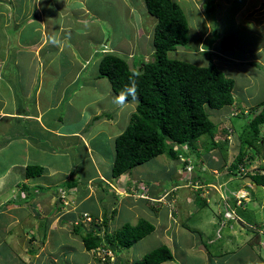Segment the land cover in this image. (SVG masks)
<instances>
[{
  "label": "crops",
  "instance_id": "obj_1",
  "mask_svg": "<svg viewBox=\"0 0 264 264\" xmlns=\"http://www.w3.org/2000/svg\"><path fill=\"white\" fill-rule=\"evenodd\" d=\"M61 1L62 4L57 7V13L60 17L61 15H65L66 11L69 12L67 0ZM195 2L197 9L200 10L198 6L199 1L195 0ZM234 3H237V5L234 6ZM212 4L217 11L233 8L234 20L237 12L245 9L246 4L249 5L248 9L250 10L259 8V10L264 11V0H213ZM48 5V2L45 0H0V263L3 264L1 260L7 261L9 258V260H12L15 255L13 252L11 255L9 251L17 247H20L27 255L23 260L28 262L32 256V258H37L44 251L43 248L47 239L46 233L61 232L65 243L60 245L59 255L63 262H58V257L54 255L52 259L53 264H95L99 262V264H104L101 261H96V259L92 260L90 257L85 259V261L84 258L77 259L75 257L76 240L74 234L71 233V229H73V226H79L83 232L92 231L94 234H99L102 237L105 232L112 233L125 223V221H120L119 225H113L114 219L118 217L116 204L115 206H111L110 203L112 201L108 200L101 205L100 201L102 202L106 193L102 191V188L101 190L99 189V185L101 184L103 186V190L107 187L111 193L115 192V195L122 197L123 201L129 198L127 192L130 189L131 182L123 180L122 178L110 177V172H104L103 170L107 161L110 162L109 166L112 164L114 156L113 139L129 122L130 114L135 109V101L129 99L123 107L116 103L115 98L117 95L112 91L108 80L105 77H99L97 75L96 65L89 67L87 64L90 58L93 59L95 57L93 55L94 51L92 49L90 50L91 46L86 47L87 51H84L81 45L76 46L71 41L70 44L72 46L70 45L68 50H61L56 46H51L52 48L50 49L54 50L55 53L49 54L48 52H44L46 46L51 45V40L58 41L59 46H61L63 39L66 38L62 34L64 32L67 33L69 28L74 25L73 21L69 20L68 14L64 16L62 23H59L55 30V20L52 18V15L56 12L49 10ZM51 7H53V4ZM71 10L74 11L73 15L76 13L74 15L75 19H84L82 23L87 19L85 17L86 15H94L89 7L85 5L84 1ZM249 11L244 13L251 14ZM200 12L203 14L201 10ZM205 20L207 21L206 18ZM207 22L206 24L210 27L209 22ZM7 28L14 30L13 36L8 33ZM53 32L54 36H52ZM207 32L208 29L206 30ZM258 35L260 34L258 33ZM255 37L253 45L257 42ZM104 39L105 36L102 39L104 45L101 50L104 52L116 51L115 46L112 45L115 44L113 42H111L108 51L105 47L108 46L109 41H104ZM123 39L126 40L124 43H130L133 39L132 34ZM189 41H191V38H189ZM64 44H66V41ZM202 46L201 44V48L198 51L205 54L206 48ZM208 46V51L217 55L219 53L226 59L222 63L223 65L220 64L225 69L230 68L228 65L230 62H227V60L231 62L233 60L238 65L247 67L248 71L252 70V67L255 69L256 67L253 65H258L257 63L264 65V54H246L249 56L248 58L232 59L233 55L224 52L226 49L221 47L220 43L213 45L212 51L209 49L211 46ZM242 47L243 43L241 42L236 49H242ZM11 49L14 50L12 54L9 53ZM116 49L117 53H114L127 57L121 47ZM229 50L233 51L234 49ZM257 51H261L260 46L257 48ZM48 55H50V58L47 57ZM101 55L99 54L98 58ZM135 55L132 53L131 56H128L132 59L131 64L129 63L130 65H132ZM139 55L141 54L139 53ZM61 56L64 57V60H62ZM98 60L96 59L95 64L98 63ZM213 62L215 65H218L215 60ZM233 65L236 67L235 64ZM225 69L222 70L224 71ZM84 70H86L85 75L83 73ZM78 77L81 79L80 84H77ZM75 83L77 86H75ZM83 86H86L89 92L82 94V99H80V96L78 98L76 95V89ZM255 90L263 92L259 85L255 86ZM256 95L257 93L254 96ZM249 97H244L243 95V100H248ZM263 99L264 96L257 99L252 105H256ZM58 110L62 114L58 113ZM215 111L217 113L220 111L225 112L223 117H226L230 109L227 110L223 106L222 108L215 109ZM210 117L213 121L216 120L212 114H210ZM114 124H120L121 126L120 129L118 128V133H107L106 130ZM101 135H103V139L96 140L98 137L101 139ZM41 138H45V140L51 138V142L49 141L50 143L47 144L49 147L42 146ZM53 141L56 143V146H54ZM57 142L60 143L61 148L67 146L71 150H74L75 147L82 149L85 156L79 158L78 161L87 162L90 166L87 164L83 168L78 165L73 166L70 163L64 178L60 181L58 177L49 180L50 176L48 175L54 173L53 167L56 163H46L48 158L45 159L43 154L45 152L59 154L60 147H58ZM110 143L112 147L110 148L108 146L104 150V144L110 145ZM225 144L230 146L225 149L227 154L223 156L224 160H221L218 168L214 169L216 171L215 174L208 176L219 178L218 176L222 174V169L235 157L236 154H233L235 151L234 142ZM225 144L222 150H224ZM48 148L51 150H47ZM31 149L34 150L32 156L29 155ZM37 151L39 152V156H42L43 162L46 165V171L42 170L39 175L26 177V166L30 162H33L32 164L40 162L35 155ZM230 151L232 153H229ZM75 159L72 163L77 162ZM205 159L211 160L208 158V154ZM211 161L214 160L212 159ZM254 161L259 162L258 165L264 164L262 154L259 153L256 155ZM250 162H253V160ZM191 170L193 171L194 168ZM191 170L187 172L191 173ZM217 170L220 171L217 173ZM182 171L184 172L186 170L182 169ZM193 172L196 175V171ZM70 178L73 179L72 184L70 186L65 185V181L71 180ZM198 178L200 177H194L197 181H192V183L193 185H198V187H201L199 184L203 185L202 189H212L213 185H217L216 187L220 188V183L227 182V179L224 177L222 182L214 184L211 181L207 182L205 180L207 177L200 178L205 183L198 181ZM235 181L238 183V186L236 187V195L232 200L233 205L228 203V197L222 194L220 189H217L218 193L220 192L218 197L214 195L217 194V191L214 189L213 194L205 195L202 193L200 195L201 197H207V203L197 208L200 214L203 211L201 215H204V208H207L211 213L207 220H215V215L219 212H224L227 215L225 219H227L229 228H231V225H234V221L239 225L240 221L250 223V214L249 212L247 213V210L251 211L254 215L257 214L255 218L264 222V215L260 213L263 212L264 214V199L262 196L250 192V190H253L250 181H241V179H235ZM253 184L257 188H264V186ZM53 188L55 189L53 190ZM199 190L197 189L195 192H192L191 196H195ZM60 191L67 194L66 198L68 202L64 209H60L62 199L58 200L57 198ZM239 191L245 192L241 196L240 205L236 202L234 203L236 201L235 199L239 197L237 196ZM146 193V195L135 197L134 199H141L144 203L148 201L156 202L159 200H154L153 197L162 195V193L155 194L157 192L153 189ZM107 194H109V191ZM187 196H181L183 198L179 199L180 194L173 193L162 198V201L167 199V203L169 204L167 207L169 210L166 214V224L162 225L160 221L158 222L162 227L163 233L170 227L169 219H173L176 216L180 217V213L173 214V212H170L174 208L170 204L175 206L177 203L180 209L184 205L186 207L185 211L187 212H185L186 214L184 211L182 212L183 217L185 218L187 215H190L191 209L188 210V206L186 205L190 202ZM209 196L212 197L211 201L208 200ZM213 196L215 197L213 198ZM221 203L225 204L226 209L221 208ZM127 205L131 211L130 206L132 204L127 201ZM228 206L232 208L230 209L231 212H229ZM155 207L157 208V206ZM82 212H87L90 220L80 222ZM232 214H235V219L232 218ZM103 216L107 218L105 223H103ZM259 220L256 219L252 225H255L257 222V225H261L262 223ZM76 222H80V224H76ZM135 222L136 219L131 224ZM84 226L86 227L84 228ZM33 229L40 232L33 233ZM257 233V235L255 234L253 236L252 240H256V243H259L262 241L260 236L262 232ZM35 234L38 235L37 239H35ZM247 235V237H250L251 233ZM4 238H7L6 246L2 244L5 241ZM169 239L168 237V242L170 241ZM246 240L249 241L250 239L246 238ZM172 242L169 244L172 245ZM243 242L244 240L240 241V243ZM32 243L38 245L34 253L26 250L29 248L28 244ZM80 243L82 245L80 253L88 251L84 248L81 240ZM247 243L251 247L254 246L250 242ZM232 246L233 243H231L228 249L223 250L225 252H222V255L226 252H233L234 249L230 248ZM105 247L113 251L117 249L113 244L105 243ZM200 250L203 253L207 252L206 249ZM70 256L73 257V261L69 258ZM217 256L213 255L212 257ZM23 260L20 259L21 262L19 263L22 264ZM117 260L118 258L116 256L115 262L112 264L117 263ZM262 260L264 261V258ZM159 264L168 263L163 262Z\"/></svg>",
  "mask_w": 264,
  "mask_h": 264
},
{
  "label": "rangeland",
  "instance_id": "obj_2",
  "mask_svg": "<svg viewBox=\"0 0 264 264\" xmlns=\"http://www.w3.org/2000/svg\"><path fill=\"white\" fill-rule=\"evenodd\" d=\"M48 2L49 10H52L53 12H56L54 15H52V18L55 20V30L57 29V26L59 23H62V20L64 19L65 15L69 14V20H72L74 25H72L69 28V31L67 33H63V35L66 36L65 39H63V44L59 46L58 41L51 40V45L46 46V49H44V52L55 53L54 50L50 49L51 46H56L60 48L61 50L65 49L68 50V47L71 45L70 42L75 43L76 46L81 45L82 48H84V51H87L86 47H90V50L92 49L93 55L95 56L93 59L88 60V66L92 67L96 64V59H99V54L101 55L103 52L101 48L103 47V36H105L104 41H109L108 46L105 47L109 51L108 48H110L111 42L115 43L112 44L115 46V50L113 52L117 53L116 48H120L125 51V54L128 56H131V54H136L135 56L139 55V53L144 57L146 60H152V50H153V43H152V33H153V27L155 24L156 18H154L152 15H150L145 7L144 0H67V8L69 10L66 11L65 15L59 16L57 13V7L62 4L61 0H45ZM84 1L85 5L89 7L90 11L94 14L85 16L87 19L83 22L84 19L82 18H74V11L73 9L76 6H79V4H82ZM180 3L183 12L186 16L187 23H188V29L189 35H188V41L183 46H177L175 50H170L168 52L169 58H176V59H182L184 61L194 63L196 65H207L209 61V57H211V60L217 62V66L223 65L222 63L226 60L224 57H222L218 52L217 54L211 53L210 54H203L198 51V49L202 47H205L206 50H208V45L211 47L209 49H213V45H216L217 43H220V38L225 34H233L235 36V44H234V50L231 51L229 49L224 50V52L233 55L232 59H238V58H248L246 54L252 55L253 53H257L259 55L264 54V11L259 8L256 9H248L249 5L246 4L245 9H241L237 12L235 15V20L233 19V13L234 9H220L212 10V12H209L206 14V12L203 9V4L205 3V0H198V6L199 9L202 11L203 14H201L200 10L196 7L195 0H176ZM213 1V0H212ZM207 2V1H206ZM53 4V7L51 5ZM237 3H234V6H236ZM215 9V7H214ZM60 10V9H59ZM250 10V11H249ZM249 11L251 14H247L244 12ZM253 12V13H252ZM209 22L210 27L206 24V20ZM81 22V23H80ZM207 22V23H208ZM208 29V32L206 33V30ZM9 31V28H7ZM260 31V32H257ZM12 33V32H9ZM258 33L261 35H258ZM132 34V41L130 43H124L126 40L123 39L124 37H127L128 35ZM149 34V38H148ZM54 36V32L53 35ZM190 36V37H189ZM254 36H256L257 42L255 45H253ZM2 37V36H1ZM189 38H191V41H189ZM1 39V38H0ZM128 40V39H127ZM66 41V44L64 42ZM243 43L242 49H236V47ZM117 44V45H116ZM72 46V45H71ZM260 46L261 51L258 52L257 48ZM253 48V49H252ZM255 48V49H254ZM52 50V51H51ZM13 49L10 50V54L13 53ZM51 51V52H50ZM112 51V50H111ZM134 51V52H133ZM78 53V52H77ZM140 55V56H141ZM134 56V57H135ZM264 56V55H263ZM262 56V57H263ZM50 58V55L47 56ZM123 57V56H122ZM133 57V58H134ZM62 60H64V57L61 56ZM124 58V57H123ZM253 59L252 57H250ZM136 59V58H135ZM214 59V60H213ZM128 60H132L128 57ZM50 61V60H49ZM255 61V60H253ZM229 67L228 69H225L221 67L222 69H225V74L229 73L228 75H232L234 79V101L232 104L225 106V109L235 112V114H230L228 112L227 118L224 119L223 116L225 112H218L215 110H210V114L214 117V119H219L217 122L215 121L216 125V131H219V133L223 136V130L222 128L227 125H234V127H237L236 129V136L240 135L242 133V127L239 128L241 125H245L247 123V120H249L252 117V113H254V107L255 105H252L255 103L257 99H260L264 96V65L257 63L258 65H253L256 67L255 69L252 67V70L248 71V68L245 66H240L237 63H235L233 60L232 62L227 60ZM226 62V63H227ZM235 64L236 67L233 65ZM238 66V67H237ZM131 67V65H130ZM261 70V71H258ZM256 71V72H255ZM86 70H84L85 75ZM68 78V77H65ZM256 83V84H255ZM261 87L262 91H256L255 86L258 85ZM75 86L77 84L75 83ZM74 90V89H73ZM76 95L80 99H82V94H87L89 92L88 88L86 86H83L81 88L76 89ZM255 93H257L256 96ZM244 97L250 96L248 100H243ZM134 101V100H133ZM252 105V106H250ZM58 113L60 111L58 110ZM123 123V122H122ZM123 125V124H122ZM121 128L120 124L112 125L109 129L106 130L107 133L116 134L118 133L119 129ZM263 130V131H262ZM262 135H264V126H261L259 129ZM103 135H101V139L98 137L96 140H102ZM205 138H208L207 136ZM51 139V138H50ZM49 138L45 140V138H41L42 146L43 147H49L47 144L51 142ZM54 139V138H53ZM234 139V137H233ZM39 140V139H37ZM228 140V139H227ZM50 141V142H49ZM55 141V139H54ZM53 141L54 146H56V143ZM62 141V140H61ZM219 143L220 147H223L222 145L225 144L222 140ZM227 142V141H226ZM233 140L230 142L232 143ZM200 143V142H197ZM58 147H60L59 154L56 153H49L45 152L43 154V157L47 159L46 163L55 164L53 167V174H49V180L54 177H58L59 181L65 177L66 172L68 171V167L70 163L73 166H80L85 167L87 166V162H79V158H82V156H85V153H83L82 149H78V147H75L74 150H71L67 146H63L61 148V145L59 142H57ZM184 144V143H183ZM185 145V144H184ZM182 145L180 152L182 153V149L185 148V146ZM240 145V144H239ZM53 146V149H54ZM108 146L111 148L112 144L106 145L104 144L103 148L106 150ZM230 145L225 144L224 150L220 149H214L208 154V158L211 160H206L204 157V160L202 163H197L196 165L201 169V172H199L195 175L194 170L191 173L183 172L181 170V164L185 166L186 164H189L190 162V156L180 157L177 160L168 158L164 153L158 154L157 156L148 159L140 164L135 165L130 169V171L123 173L119 175L123 180L130 181L133 183V185L138 183L140 186L145 185L146 191H150L151 189L155 190L157 193L162 195H157V197H153L154 200L159 201H152V202H146L142 201L141 199H134L135 197H129L126 198L128 202L132 204L130 208L131 211L128 209L127 201H123V198L120 196H116L115 192L111 193V191L105 187V190H103V186L100 184L99 189L104 193L105 196L102 199V202L100 201L101 205H103L104 202L110 200L112 201L110 205L116 204L117 211H118V217L114 219L113 225H119L120 221H125L128 223H132L133 220H137L140 218L146 219L150 221L154 225V230L144 236L143 238L139 239L138 241H135L132 245H130L127 248H118L114 250V255L117 256L118 260L115 264H128L133 261L139 260L143 254L151 250L152 248H155L161 244H166L171 252H172V259L170 261H164L168 264H264V261L262 258H264V222L262 220H259L258 218H255L257 214L251 213V211L247 210V213L250 214V223H254L255 220H259L261 225H257L258 222L254 226H260V228H257V232H262L260 234L261 236V242H257L256 240H252L253 236L257 233L252 232V228L244 227L241 228L239 224L235 223L234 225H231V228H229V224H227V215L224 212H219L217 215H215V220H207L208 216L211 214L209 209L204 208L205 214L201 215L200 211L197 209L199 205L197 204L198 198L197 195L191 196L192 192H195L198 188L202 189L203 185L198 184L201 187H198V185H193L192 181H197L194 179V177H200L204 178L207 177L210 174H215L216 171L214 169L218 168L221 160H224L223 156L227 154L225 149H227ZM241 146V145H240ZM114 148V147H113ZM51 150V149H47ZM218 150V152H217ZM34 150L31 149V153L29 155H33ZM254 152L255 149H249L248 152ZM229 153H232L231 151ZM35 155L38 157L37 164H40L43 166V170H45V164L43 162L42 156H39V152H35ZM185 155V154H184ZM77 157V158H76ZM76 158V159H75ZM75 159L77 162L72 161ZM87 159V158H86ZM200 159H203V155H200ZM187 161V162H184ZM33 162H30L29 164H32ZM248 164V163H247ZM259 162H256L253 160V162H250L248 164L243 172L246 171H256V168H258ZM90 166V164H88ZM110 162H106L104 166V172H110L111 166ZM56 166V167H55ZM189 169V167H188ZM46 171V170H45ZM70 171V170H69ZM87 171V170H85ZM220 170H217V173ZM73 172V171H72ZM110 174V173H109ZM236 176L239 175V172L234 174ZM234 175L227 176L224 178L227 179V182H222V179L219 178H210L209 180L214 183H220V188L211 185L212 189H202V193L205 195L213 194L214 189L217 191V194L219 195L218 190L220 189L222 194H225L228 197V203L233 205V198L236 195V187L238 186V183H236L235 179L238 180V178H235L234 181L231 179L234 177ZM241 176L243 175L240 174ZM239 175V176H240ZM108 178H110L108 176ZM126 178V179H125ZM198 178V180H200ZM71 179V178H70ZM176 179V180H174ZM194 179V180H193ZM231 179V180H229ZM121 180V179H120ZM202 181V180H201ZM243 181H250L248 178L244 179ZM178 182V184H177ZM191 182V183H190ZM251 182V181H250ZM251 188L253 189L252 192L258 196H262L264 199V188L260 189L254 186V184L251 182ZM55 188H53L54 190ZM94 189V188H93ZM218 189V190H217ZM95 190V189H94ZM109 191V194H107ZM180 194L179 199H182L185 195L187 196L188 200L190 201L186 205L188 206V210L191 209L190 215H187L185 218L183 217L182 212L185 211L186 207L182 205V208L177 206L176 203V209L175 206L170 204L172 210L170 212H173V214L180 213V217L176 216L173 219H169V225L170 227L166 230V232H162L161 225L158 224L160 221L161 224H166V214L169 209L167 207L169 204L167 203V199L165 201H162V198L164 196H169L170 194ZM201 193V194H202ZM15 195V194H14ZM109 195V196H108ZM146 195V194H145ZM215 196H213L214 198ZM152 198V199H153ZM165 198V197H164ZM260 199L259 197H257ZM187 200V201H188ZM208 200L211 201L212 197L209 196ZM109 201V202H110ZM115 202V203H114ZM183 204H185L183 202ZM157 206V208L155 206ZM253 206V205H251ZM226 209V206L224 203H221V208ZM179 209V210H178ZM175 210V211H173ZM120 212V213H119ZM160 212V213H158ZM162 212V213H161ZM175 212V213H174ZM261 215H264L263 212H260ZM172 214V215H173ZM186 214V213H185ZM171 215V217H172ZM252 215V216H251ZM201 218V220H200ZM86 226H84L85 228ZM118 227V226H117ZM83 228V230H85ZM34 232H40L35 229H33ZM71 233L74 234L73 229H71ZM248 233H251L250 237H247ZM30 234V233H29ZM253 234V235H252ZM258 234V233H257ZM256 234V235H257ZM75 244H76V250H75V257L77 259H87L90 257L92 260H95L93 256V252L91 251H84L83 253H80V250H82V245L80 243V239L78 235H75ZM38 235L35 234V239H37ZM46 241L44 245V251L39 256L30 257L31 259L27 261L23 260L27 257L26 253L20 249V247H17L13 250H10L9 253L12 252L15 255L12 260L2 261L3 264H18L20 259H22V264H53V256L56 255L58 257V262H63L59 255V249L60 245L62 243H65V241L62 238V233L60 232H54V233H46ZM168 237L170 238L168 242ZM246 238L250 239L249 241L246 240ZM3 246H6L7 244V238H4ZM241 240H244L243 243H240ZM260 240V239H259ZM37 241V240H36ZM173 241V242H172ZM38 242V241H37ZM172 242V245L169 243ZM233 243V246L230 248H233V252H226L224 255H222V252H225L223 250L228 249L231 243ZM247 242H250L251 245L254 246L251 247L248 245ZM29 248H27V251H31L32 253L36 252L37 250V244H28ZM235 246V247H234ZM85 248V247H84ZM200 249H206L207 252L203 253ZM256 252V255H255ZM28 253V252H27ZM29 254V253H28ZM91 254V255H90ZM213 255H218L217 257H212ZM67 257V256H66ZM71 261H73V257H69ZM259 259V260H258ZM97 261V260H96ZM27 262V263H26ZM57 262V263H58ZM115 262V261H113ZM100 263V262H99ZM95 263V264H99ZM163 263V262H162ZM1 264V263H0ZM20 264V263H19ZM107 264H112V261H110Z\"/></svg>",
  "mask_w": 264,
  "mask_h": 264
},
{
  "label": "trees",
  "instance_id": "obj_3",
  "mask_svg": "<svg viewBox=\"0 0 264 264\" xmlns=\"http://www.w3.org/2000/svg\"><path fill=\"white\" fill-rule=\"evenodd\" d=\"M144 4L147 12L156 18L152 35V60L144 61L142 56L137 55L133 58L131 68V60L129 61L127 57L102 51L103 54L96 64L97 75L108 80L116 95L129 83L134 70L142 72V76L137 79L138 99L134 100L135 109L131 112L127 125L113 139L114 156L110 177H118L130 171L135 165L161 153L171 160L190 156L189 163L197 174L200 168L196 164L202 163L203 160L200 159V155L205 157L217 147L222 149L219 146L221 141H216L215 138L219 133L216 126L220 124L216 125L211 119L210 109H219L233 103L234 79L215 65L211 57L207 65L169 58L168 51L176 46H183L188 41L186 16L174 0H144ZM203 9L206 13L212 12L214 9L212 0H205ZM13 31L9 29L8 33L12 32L9 34L13 36ZM234 44L233 34H225L220 38V45L225 49L234 48ZM205 53L210 54L209 51ZM80 82L81 79L78 77L77 84ZM129 99L132 98L128 97ZM253 109L255 111L252 117L245 125L239 127H242V133L236 136L237 129H234L233 154L236 155L222 169L219 179L236 174L240 167L244 168L259 153L264 158V137L259 136V129L264 126V99ZM206 136L208 138H205ZM183 143L186 146L181 153ZM249 149L255 151L247 153ZM263 168L264 166H261V170L259 168L256 171L248 170L242 176H234L231 179L238 178L242 181L248 178L251 182L264 186ZM42 170V166L38 164H28L26 177L39 175ZM210 178L212 176H207L205 180L209 182ZM72 182L73 179L65 181V185L70 186ZM138 186L147 192L145 185L140 186L138 183ZM62 193L64 192L60 191L57 198ZM201 193V189L196 192L199 206L207 203V197H201ZM66 206L62 204L60 209ZM106 219L103 216V223ZM153 229V224L143 218L137 219L134 224L125 222L112 233L105 232L102 237L92 231L83 232L79 226H73L74 234L79 236L86 250L94 249L102 242L113 244L117 249L126 248ZM171 259V250L167 245L161 244L129 264H159Z\"/></svg>",
  "mask_w": 264,
  "mask_h": 264
},
{
  "label": "clouds",
  "instance_id": "obj_4",
  "mask_svg": "<svg viewBox=\"0 0 264 264\" xmlns=\"http://www.w3.org/2000/svg\"><path fill=\"white\" fill-rule=\"evenodd\" d=\"M176 1V0H174ZM179 5L180 3L178 1H176ZM181 7V5H180ZM182 8V7H181ZM183 10V9H182ZM215 9H213L214 11ZM208 14V13H206ZM156 21V20H155ZM154 28V27H153ZM189 30V29H188ZM189 32V31H188ZM153 35V33H152ZM177 47V46H176ZM175 47V48H176ZM172 49V50H175ZM208 51V50H206ZM153 52V50H152ZM169 52V51H168ZM168 55V53H167ZM143 57V56H142ZM176 59V58H175ZM143 60L144 61H150V60H146L144 59L143 57ZM131 68H132V65H131ZM142 76V72H140L139 70H134L133 73H132V76L129 78V83L123 88V90L116 96L115 98V101L116 103H118L119 105H121L122 107L127 104L128 102V97H131L133 100H136L138 99V95H137V79ZM230 114H235V112H232L231 111L229 112ZM224 119L227 118L226 117H223ZM216 121V120H215ZM234 129H236V127H234V125H227L225 127L222 128L223 130V136L220 134V133H217L216 134V141H219V140H222L223 139V142L225 143H230L232 140H233V133H234ZM228 139V140H227ZM227 141V142H226ZM183 145V144H182ZM185 146V145H184ZM176 148V147H175ZM218 148V147H217ZM247 166V165H246ZM245 166V167H246ZM181 170L182 169H188L191 168L192 166L189 164H185V166L183 164H181ZM240 167V166H239ZM244 167V168H245ZM244 168L240 167V170H239V175L244 173L243 170ZM184 172H187V171H184ZM238 173V172H237ZM238 175V176H239ZM236 176V175H235ZM241 176V175H240ZM200 181V180H198ZM145 194V191H142L141 188L138 186H134V185H131L130 186V189L129 191L127 192V195L128 196H133V197H142L144 196ZM67 194L66 193H63V197H61V195L58 197V200L62 199V204H66L67 205V198H66Z\"/></svg>",
  "mask_w": 264,
  "mask_h": 264
},
{
  "label": "bare ground",
  "instance_id": "obj_5",
  "mask_svg": "<svg viewBox=\"0 0 264 264\" xmlns=\"http://www.w3.org/2000/svg\"><path fill=\"white\" fill-rule=\"evenodd\" d=\"M263 131V130H262ZM261 131V132H262ZM259 133V136H261V137H264V135H262L263 133ZM182 151H184V150H182ZM261 166H264V164H260V165H258V168L260 169L261 168ZM193 167H191V168H189V169H185L186 171H188V170H191ZM257 169V168H256ZM264 169V168H263ZM258 170V169H257ZM261 170V169H260ZM263 173H264V171H263ZM241 196L242 195H240L239 197H237L235 200V202L238 204V205H240V203H241ZM228 209H229V212H231V210L230 209H232V208H230L229 206H228ZM82 217H81V219H80V222H82V221H84V220H90V217H89V214L87 213V212H82ZM232 218H236V216H235V214H232ZM80 222H76V224H80ZM240 223V225H242L241 227L242 228H244V227H248V228H252V232L253 233H256L257 231H258V229H255V227H257V228H259L258 226H254V224L252 225V223H249V222H239ZM234 224H235V221H234ZM104 244V245H103ZM101 250H104L105 252L106 251H108L109 253H103V252H101ZM89 251H91V252H93V254L95 255V256H93L97 261H101V262H103L104 264H107V263H109L110 261H112V263H113V261H115V258H116V255H114V251L113 250H109V248H106L105 247V243H101L99 246H97V247H95L94 249H91V250H89Z\"/></svg>",
  "mask_w": 264,
  "mask_h": 264
},
{
  "label": "water",
  "instance_id": "obj_6",
  "mask_svg": "<svg viewBox=\"0 0 264 264\" xmlns=\"http://www.w3.org/2000/svg\"><path fill=\"white\" fill-rule=\"evenodd\" d=\"M245 192L244 191H239L238 193H237V196H240V195H242V194H244Z\"/></svg>",
  "mask_w": 264,
  "mask_h": 264
},
{
  "label": "built area",
  "instance_id": "obj_7",
  "mask_svg": "<svg viewBox=\"0 0 264 264\" xmlns=\"http://www.w3.org/2000/svg\"><path fill=\"white\" fill-rule=\"evenodd\" d=\"M61 197H63V193L61 194ZM101 252H103V253H109L108 251H104V250H101Z\"/></svg>",
  "mask_w": 264,
  "mask_h": 264
}]
</instances>
